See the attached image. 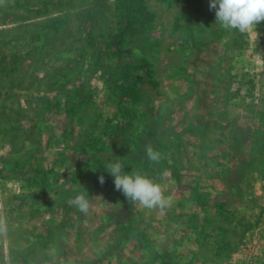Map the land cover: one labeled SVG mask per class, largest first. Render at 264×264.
Listing matches in <instances>:
<instances>
[{"label":"rangeland","instance_id":"374dc122","mask_svg":"<svg viewBox=\"0 0 264 264\" xmlns=\"http://www.w3.org/2000/svg\"><path fill=\"white\" fill-rule=\"evenodd\" d=\"M128 1L0 0V264H264V22ZM108 156L171 206L126 199Z\"/></svg>","mask_w":264,"mask_h":264},{"label":"clouds","instance_id":"9594fccd","mask_svg":"<svg viewBox=\"0 0 264 264\" xmlns=\"http://www.w3.org/2000/svg\"><path fill=\"white\" fill-rule=\"evenodd\" d=\"M210 10H215V19L225 30H238L244 33L264 22V0H210ZM145 153L150 163H159L163 156L154 150L151 144L145 146ZM106 171L114 177L115 190L122 192L133 204L145 209L166 208L172 204V198L165 196L159 183L139 171L124 172L119 159L107 162ZM101 185L105 183L103 175L99 177ZM79 212L87 214L90 201L84 192L77 193L69 200ZM7 231L6 220L0 218V234Z\"/></svg>","mask_w":264,"mask_h":264},{"label":"trees","instance_id":"16d2710c","mask_svg":"<svg viewBox=\"0 0 264 264\" xmlns=\"http://www.w3.org/2000/svg\"><path fill=\"white\" fill-rule=\"evenodd\" d=\"M140 9H141V6H140V1L139 0H129L128 1L127 5H126V17H127V19H128L129 22H132L133 21L132 20V14L139 13L141 11ZM134 69H136V68H134ZM124 74H125V76L129 77V70H125L124 71ZM142 82H143L142 78L137 77L135 79V81H134V84L131 85V88H130L129 91H130V94L134 96V98H138L139 91L137 89V84L138 83H142ZM109 158H110L109 156L106 157L104 159V161L102 162V168H103L102 171H104V169H105L104 168V165L107 162H110V159Z\"/></svg>","mask_w":264,"mask_h":264}]
</instances>
